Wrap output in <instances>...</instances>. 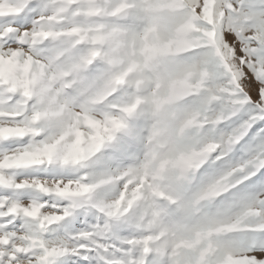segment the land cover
Returning <instances> with one entry per match:
<instances>
[{"label": "snow or ice", "instance_id": "6c2138e0", "mask_svg": "<svg viewBox=\"0 0 264 264\" xmlns=\"http://www.w3.org/2000/svg\"><path fill=\"white\" fill-rule=\"evenodd\" d=\"M0 264H264V0H0Z\"/></svg>", "mask_w": 264, "mask_h": 264}]
</instances>
